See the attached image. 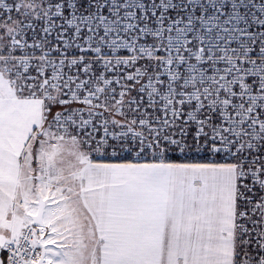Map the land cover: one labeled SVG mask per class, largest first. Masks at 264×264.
I'll list each match as a JSON object with an SVG mask.
<instances>
[{"label": "snow or ice", "instance_id": "snow-or-ice-1", "mask_svg": "<svg viewBox=\"0 0 264 264\" xmlns=\"http://www.w3.org/2000/svg\"><path fill=\"white\" fill-rule=\"evenodd\" d=\"M0 264H264V0H0Z\"/></svg>", "mask_w": 264, "mask_h": 264}]
</instances>
